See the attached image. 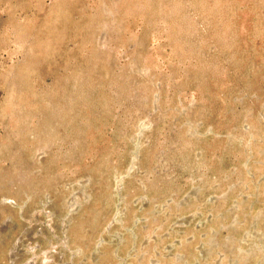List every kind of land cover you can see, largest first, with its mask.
<instances>
[{
  "label": "rangeland",
  "instance_id": "1",
  "mask_svg": "<svg viewBox=\"0 0 264 264\" xmlns=\"http://www.w3.org/2000/svg\"><path fill=\"white\" fill-rule=\"evenodd\" d=\"M0 264H264V0H0Z\"/></svg>",
  "mask_w": 264,
  "mask_h": 264
}]
</instances>
